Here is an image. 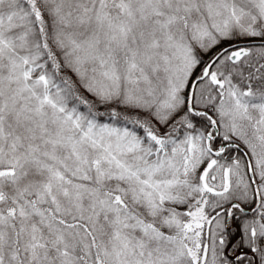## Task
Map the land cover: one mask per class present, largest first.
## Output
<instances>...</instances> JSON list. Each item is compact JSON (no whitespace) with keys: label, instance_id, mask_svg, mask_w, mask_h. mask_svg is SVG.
<instances>
[{"label":"snow or ice","instance_id":"6c2138e0","mask_svg":"<svg viewBox=\"0 0 264 264\" xmlns=\"http://www.w3.org/2000/svg\"><path fill=\"white\" fill-rule=\"evenodd\" d=\"M0 264H264V0H0Z\"/></svg>","mask_w":264,"mask_h":264}]
</instances>
